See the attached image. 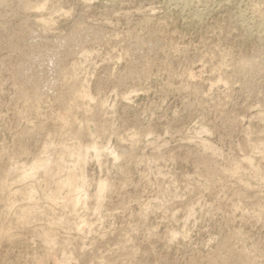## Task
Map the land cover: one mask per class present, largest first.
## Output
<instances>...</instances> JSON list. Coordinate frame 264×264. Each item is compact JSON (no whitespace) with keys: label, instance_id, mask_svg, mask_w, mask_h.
I'll list each match as a JSON object with an SVG mask.
<instances>
[{"label":"rangeland","instance_id":"obj_1","mask_svg":"<svg viewBox=\"0 0 264 264\" xmlns=\"http://www.w3.org/2000/svg\"><path fill=\"white\" fill-rule=\"evenodd\" d=\"M42 1L0 0V264H264V0Z\"/></svg>","mask_w":264,"mask_h":264},{"label":"bare ground","instance_id":"obj_2","mask_svg":"<svg viewBox=\"0 0 264 264\" xmlns=\"http://www.w3.org/2000/svg\"><path fill=\"white\" fill-rule=\"evenodd\" d=\"M41 1H42V0H41ZM42 2H43V1H42ZM45 4H46V3H45ZM41 6H42V5H41ZM37 7H38V6H37ZM44 7H45V5H44ZM39 8H40V7H39ZM42 8H43V6H42ZM40 9H41V8H40ZM57 14H58V13H57ZM48 17H49V16H48ZM43 20H44V19H43ZM43 20H42V21H43ZM46 23H47V22H46ZM50 23H51V22H50ZM86 55H87V53H86ZM85 59H87V58H85ZM85 59H84V60H85ZM85 93H86V92H85ZM85 95H86V94H85ZM85 95H84V97H85ZM88 95H89V94H88ZM85 98H88V96H86ZM90 98H91V96H90ZM90 98H89V99H90ZM94 101H95V100H94ZM91 102H92V101H91ZM150 142H151V141H150ZM95 145H96V144H95ZM88 148H89V147H88ZM90 148H91V147H90ZM95 148H96V147H95ZM86 149H87V148H86ZM93 149H94V146H93L92 150H93ZM97 150H98V149H97ZM80 151H81V150H80ZM86 152H87V151H86ZM88 152H89V151H88ZM94 152H96L95 149H94ZM109 152H110V151H109ZM111 153H112V151L110 152V154H111ZM81 154H82V153H81ZM85 154H86V153H85ZM113 154H114V153H113ZM114 155H117V154H114ZM72 156H73V155H72ZM97 156H98V155H97ZM80 157H82V155H81ZM115 157H117V156H115ZM70 158H71V156H70ZM86 158H87V157H86ZM95 158H96V157H95ZM79 159H80V158H79ZM92 159H93V158H92ZM81 160H82V158H81ZM81 160H78V159H77V161H81ZM39 161H40V160H39ZM36 162H37V161H36ZM40 162H41V161H40ZM47 162H48V161H47ZM49 162H50V161H49ZM84 162H85V160H84ZM34 163H35V161H34ZM34 163H33V165H35ZM99 163H100V162H99ZM16 164H17V163H16ZM16 164H15V165H16ZM44 164H46V163H44ZM64 165H65V164H64ZM71 165H72V164H71ZM17 166H18V165H17ZM39 166H41V165H39ZM46 166H47V165H46ZM57 166H58V164H57ZM15 167H16V166H15ZM32 167H34V166H32ZM32 167H31V168H32ZM35 167H36V166H35ZM35 167H34V168H35ZM37 167H38V166H37ZM60 167H61V166H60ZM73 167H74V166H73ZM25 168H26V167H25ZM41 168H43V166H41L39 169H41ZM68 168H69V167H68ZM74 168H75V167H74ZM74 168H73V169H74ZM79 168H80V167H79ZM23 169H24V167H23ZM35 169H36V168H35ZM37 169H38V168H37ZM25 170H26V169H24V171H25ZM30 170H31V169H30ZM32 170H33V169H32ZM59 170H60V169H59ZM22 171H23V170H22ZM34 171H35V170H34ZM34 171H31V172H34ZM36 171H37V170H36ZM61 171H62V170H61ZM46 172H47V171H46ZM51 172H52V171H51ZM80 172H82V171L80 170ZM23 173H24V172H23ZM35 173H36V172H35ZM57 173H58V172H57ZM75 173H76V172H75ZM25 174H26V173H25ZM78 175H79V174H78ZM33 176H34V175H33ZM81 176H82V175H81ZM21 177H22V175H21ZM29 177H30V176H29ZM29 177H28V178H29ZM35 177H36V176H35ZM19 178H20V177H19ZM31 178H32V177H31ZM31 178H30V180H31ZM72 178H73V177H72ZM82 178H83V176H82ZM84 178H86V177H84ZM17 179H18V178H17ZM24 179H25V178H24ZM66 179H67V178H66ZM73 179H74V178H73ZM78 179H79V178H78ZM82 180H84V179H82ZM85 180H86V179H85ZM4 181H5V180H4ZM15 181H16V180H15ZM18 181H19V180H18ZM21 181H22V180H21ZM67 181H68V180H67ZM67 181H66V182H67ZM6 182H7V181H6ZM23 182H24V181H23ZM58 182H59V181H58ZM61 182H62V181H61ZM68 182H69V181H68ZM68 182H67V183H68ZM70 182H71V181H70ZM70 182H69V183H70ZM74 182L76 183V181H74ZM74 182H72V184H73ZM101 182H102V181H101ZM101 182H99V186H98L99 189L97 190V191H99V194H100V195L103 194L102 192H103L104 189H105V188H103V187H104V183H103V182H102V184H101V185H103V186H100V183H101ZM19 183H20V182H19ZM11 184H12V183H11ZM61 184H62V183H61ZM70 184H71V183H70ZM64 185H65V184H64ZM66 185H67V184H66ZM57 186H58V185H57ZM67 186H69V185H67ZM73 186H74V185H73ZM77 186H78V185H77ZM77 186H76V187H77ZM6 187H7V186H6ZM58 187H59V186H58ZM58 187H57V188H58ZM61 187H62V186H61ZM81 188H82V187H81ZM7 189H8V188H7ZM29 190H30V189H29ZM60 190H61V189H60ZM63 190H64V189H63ZM69 190H70V188H69ZM79 190H80V189H79ZM15 191H16V190H15ZM17 191H18V190H17ZM31 191H32V189H31ZM10 192H11V191H10ZM13 192H14V191H13ZM44 192H45V191H44ZM56 192H57V191H56ZM16 193H17V192H16ZM19 193H20V192H19ZM67 193H68V192H67ZM84 193H85V192H84ZM84 193H83V194H84ZM95 193H96V192H95ZM97 193H98V192H97ZM101 193H102V194H101ZM11 194H12V193H11ZM30 194H31V193H30ZM36 194H37V192H36ZM72 194H73V193H72ZM78 194H79V193H78ZM78 194H77V196H79ZM25 195H26V194H25ZM65 195H67V194H65ZM68 195H69V194H68ZM100 195H99V196L97 195V196L101 198ZM10 196H11V195H10ZM23 196H24V194H23ZM29 196H31V195H29ZM24 197H25V196H24ZM34 197H35V196H34ZM46 197H47V196H46ZM63 197H64V196H63ZM98 197H97V198H98ZM47 198H48V197H47ZM50 198H54V196H52V197H50ZM55 198H57V197H55ZM55 198H54V199H55ZM75 198H76V197H75ZM78 198H79V197H78ZM100 198H99V199H100ZM6 199H7V198H6ZM6 199H5V200H6ZM45 199H46V198H45ZM73 199H74V198H73ZM79 199H80V198H79ZM81 199H84V197H83V198L81 197ZM51 200H52V199H51ZM56 200H57V199H55V202H56ZM66 200H67V199H66ZM76 200H77V199H76ZM76 200L74 199L73 202L76 203ZM82 201H83V200H82ZM98 201H99V203H100V200H98ZM7 202H8V200H7ZM33 202H34V200H33ZM71 202H72V199H71ZM71 202H70V203H71ZM73 202H72V203H73ZM77 202H78V200H77ZM9 203H10V202H9ZM79 203H80V202H79ZM85 203H86V202H85ZM73 204H74V203H73ZM9 205H10V204H9ZM75 205H78V204L76 203ZM63 206H64V205H63ZM73 208H74V207H73ZM84 208H85V207H84ZM96 208H97V207H96ZM8 209H9V207H8ZM24 210H25V209H24ZM29 211H30V210H29ZM23 214H24V213H23ZM0 217H1V216H0ZM30 217H31V216H30ZM23 218H24V217H23ZM58 219H59V218H58ZM61 220H62V219H61ZM22 222H23V221H22ZM26 222H27V221H26ZM84 224H85V223H84ZM82 228H83V227H82ZM45 238H47V237H45ZM53 240H54V239H53ZM63 254H64V253H63ZM70 254H71V253H70ZM62 256H63V255H62ZM65 256H66V255H65ZM68 256H69V255H68ZM63 257H64V256H63ZM69 257L71 258V255H70ZM61 259H62V258H61ZM67 259L69 260V258H67ZM72 259H73V258H72ZM55 260H56V257H55ZM70 261H71V260H70ZM61 263H62V262H61ZM63 263H64V262H63ZM66 263H67V262H66ZM39 264H40V263H39ZM69 264H70V263H69Z\"/></svg>","mask_w":264,"mask_h":264}]
</instances>
